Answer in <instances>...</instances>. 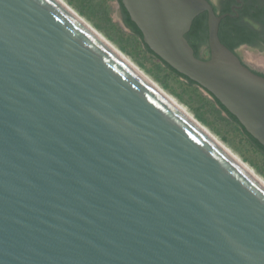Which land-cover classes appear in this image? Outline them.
<instances>
[{
  "label": "water",
  "instance_id": "1",
  "mask_svg": "<svg viewBox=\"0 0 264 264\" xmlns=\"http://www.w3.org/2000/svg\"><path fill=\"white\" fill-rule=\"evenodd\" d=\"M120 2L264 148V77L220 42L229 15ZM203 13L206 60L185 38ZM0 264H264V186L58 0H0Z\"/></svg>",
  "mask_w": 264,
  "mask_h": 264
},
{
  "label": "rangeland",
  "instance_id": "2",
  "mask_svg": "<svg viewBox=\"0 0 264 264\" xmlns=\"http://www.w3.org/2000/svg\"><path fill=\"white\" fill-rule=\"evenodd\" d=\"M64 1L264 179V154L254 147L237 124L220 111L204 90L175 76L145 50L142 41L118 16L116 0ZM207 1L215 5L213 0ZM234 52L244 66L264 77V52L246 45ZM199 56L202 60L209 57L207 46L200 47Z\"/></svg>",
  "mask_w": 264,
  "mask_h": 264
},
{
  "label": "trees",
  "instance_id": "3",
  "mask_svg": "<svg viewBox=\"0 0 264 264\" xmlns=\"http://www.w3.org/2000/svg\"><path fill=\"white\" fill-rule=\"evenodd\" d=\"M122 14V19L125 24V26L133 33L135 34L141 41V33L138 30V28L135 26L133 22L130 21L128 14L126 13L125 9L121 5L120 0H116ZM224 11H228L227 9H224ZM225 13V12H224ZM223 14V13H221ZM217 14V15H221ZM233 14H231L229 17L224 18L221 20L218 28V37L220 42L228 48L230 51L234 53V49L241 45H246L249 47H256L258 46L262 50H264V30L261 31V33H258L250 28H247L243 25H241L237 19L232 17ZM258 17V16H257ZM207 16L206 13H203L196 17L193 22L192 26L190 28V31L186 35V40L190 44V46L194 50V55L196 58H200L199 56V48L200 46H207ZM143 43V42H142ZM145 47V50L151 54L153 57H155L157 60H159L170 72H172L175 76L184 79L188 84L197 86L194 82L187 79L185 76L177 73L174 71L171 67H169L166 63L161 61L156 55H154L147 47L143 44ZM208 94V93H207ZM216 103V105L219 107L220 111L225 113L227 117L237 124L244 135L250 140V142L254 145V147L259 150L261 153L264 154V148L256 141L254 140L249 134H247L244 129L238 124L236 119L229 114L210 94H208Z\"/></svg>",
  "mask_w": 264,
  "mask_h": 264
},
{
  "label": "bare ground",
  "instance_id": "4",
  "mask_svg": "<svg viewBox=\"0 0 264 264\" xmlns=\"http://www.w3.org/2000/svg\"><path fill=\"white\" fill-rule=\"evenodd\" d=\"M63 4L81 23L93 31L109 48L125 60L147 83H149L157 92H159L167 101L183 113L201 132L216 142L228 154H230L251 176H253L261 185L264 186V179H262L247 163H245L239 156L234 154L224 143H222L214 134H212L204 125H202L181 103H179L173 96L163 90L157 83L148 77L138 66H136L130 58L125 56L118 48H116L108 39H106L100 32L91 26L85 19H83L74 9H72L64 0H58Z\"/></svg>",
  "mask_w": 264,
  "mask_h": 264
},
{
  "label": "flooded vegetation",
  "instance_id": "5",
  "mask_svg": "<svg viewBox=\"0 0 264 264\" xmlns=\"http://www.w3.org/2000/svg\"><path fill=\"white\" fill-rule=\"evenodd\" d=\"M209 3L216 14L223 13L228 14L229 16L233 14L232 17L237 19L241 25L258 33H261V31L264 30V0H219L218 6L211 2ZM224 9H227L228 11H224V13ZM251 48L261 49L258 46Z\"/></svg>",
  "mask_w": 264,
  "mask_h": 264
}]
</instances>
